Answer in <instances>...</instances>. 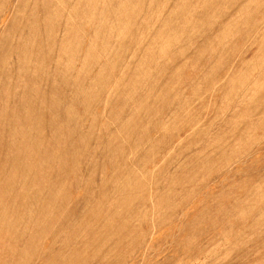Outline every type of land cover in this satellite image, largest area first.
Wrapping results in <instances>:
<instances>
[{
  "label": "rangeland",
  "instance_id": "obj_1",
  "mask_svg": "<svg viewBox=\"0 0 264 264\" xmlns=\"http://www.w3.org/2000/svg\"><path fill=\"white\" fill-rule=\"evenodd\" d=\"M0 264H264V0H0Z\"/></svg>",
  "mask_w": 264,
  "mask_h": 264
}]
</instances>
